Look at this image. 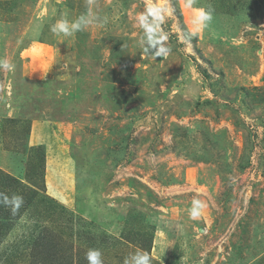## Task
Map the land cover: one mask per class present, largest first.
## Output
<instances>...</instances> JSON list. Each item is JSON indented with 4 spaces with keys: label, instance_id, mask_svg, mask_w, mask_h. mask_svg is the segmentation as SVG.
Wrapping results in <instances>:
<instances>
[{
    "label": "rangeland",
    "instance_id": "1",
    "mask_svg": "<svg viewBox=\"0 0 264 264\" xmlns=\"http://www.w3.org/2000/svg\"><path fill=\"white\" fill-rule=\"evenodd\" d=\"M167 3L172 52L155 59L145 0H0V59L15 64L0 69V190L30 201L1 222L0 264H88L91 248L104 264L139 250L264 264V0H197L214 19L196 37L184 0ZM89 9L99 22L50 31ZM36 41L60 63L43 79L22 56Z\"/></svg>",
    "mask_w": 264,
    "mask_h": 264
},
{
    "label": "clouds",
    "instance_id": "2",
    "mask_svg": "<svg viewBox=\"0 0 264 264\" xmlns=\"http://www.w3.org/2000/svg\"><path fill=\"white\" fill-rule=\"evenodd\" d=\"M92 0H89L91 3ZM197 0H184V8L191 11V21L189 35L196 37L200 32L207 29L214 19V9L208 7H195ZM172 14V9L167 0H145L144 10L137 16L136 21L142 31L140 46L145 54L151 55L153 58L167 57L172 48L167 45L169 40L168 33L164 30L166 17ZM98 17L91 9L85 15H81L75 20H68L62 17L54 25L50 31L56 36L71 37L75 33L83 31L89 25L97 23ZM105 19L103 23H106ZM24 58L29 60V72L40 73L43 79L52 70L54 65H59L57 53L53 48L47 47L42 42H33L29 48L22 53ZM64 65L63 68H66ZM0 69H6L13 72L15 64L5 59H0ZM0 204L8 207L12 214L15 215L24 204V198L20 195H12L0 193ZM207 204L197 198H193L191 207L189 208V218L198 221L204 214ZM179 227V226H178ZM88 264H104L102 252L99 249L91 248L86 253ZM152 256L143 250L136 251L131 254L125 264H152Z\"/></svg>",
    "mask_w": 264,
    "mask_h": 264
},
{
    "label": "trees",
    "instance_id": "3",
    "mask_svg": "<svg viewBox=\"0 0 264 264\" xmlns=\"http://www.w3.org/2000/svg\"><path fill=\"white\" fill-rule=\"evenodd\" d=\"M2 179H5V178H2ZM16 182H18V181H16ZM2 184L4 186L5 182L1 183V186H2ZM2 191L0 190V193L4 194ZM8 192L10 194H15V190H10ZM8 196L11 197L12 195H8ZM23 198H24V201H25V203L23 204V206L28 205V203L30 201L27 200V198L25 196H23ZM20 210L21 209H19V212L18 213H16L15 215H13L12 212H11V210L8 207H5L4 205L0 204V227H1V225H5L6 224V223H1V222H6L7 220H17L20 217V215H21Z\"/></svg>",
    "mask_w": 264,
    "mask_h": 264
}]
</instances>
